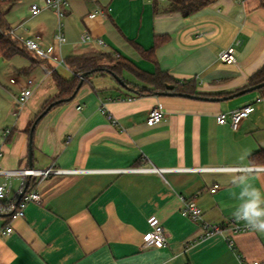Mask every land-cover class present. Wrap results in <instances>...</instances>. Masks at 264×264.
I'll list each match as a JSON object with an SVG mask.
<instances>
[{
	"label": "crops",
	"instance_id": "crops-1",
	"mask_svg": "<svg viewBox=\"0 0 264 264\" xmlns=\"http://www.w3.org/2000/svg\"><path fill=\"white\" fill-rule=\"evenodd\" d=\"M43 1L30 0L28 16L15 27L9 23L20 36L40 34L52 51L56 13L50 9L37 16L31 13V6ZM168 4V0H71L62 19L68 39L59 51L64 59L108 53L151 74L160 68L181 83L194 82L198 92L214 94L205 97L219 100L141 94L139 88L151 86L128 70L121 76L129 86L109 72L94 74L73 100L53 107L38 122L32 162L29 125L58 88L54 96L51 89L45 90L38 105L24 114L23 107L14 115L12 103L0 118L3 125L10 124L0 127L4 148L0 169L53 166L65 171L37 183L41 200L30 202L23 217L0 216V226L13 227L10 235L0 234V264H264V232L231 229L234 224L246 225L233 215L243 203L241 186L233 181L244 175L246 183L264 194V171L211 169L264 168L263 162L250 158L264 150V91L229 98L244 90L264 66V7L261 0H216L185 17L168 12ZM95 11L102 15L89 18ZM43 15L55 18L56 24L51 28L39 19ZM85 30L106 46L83 42ZM157 38L161 43L155 53L144 56L139 48L150 50ZM66 44L71 47L64 56ZM229 46L236 47L237 64L219 57ZM30 54L39 63L33 66L28 57L27 66L15 68V85L21 88L25 76L39 82L37 89L49 78L54 82L53 70L58 72L54 62ZM157 105L165 117L149 126V112ZM245 105H251L252 112L237 130L218 123L220 113ZM7 129L11 133L4 140ZM6 181L11 182L8 199L15 200L20 180L0 174V184ZM183 199L195 201L204 219L223 231L202 238L201 224L181 212ZM151 216L166 230L164 247L142 246Z\"/></svg>",
	"mask_w": 264,
	"mask_h": 264
},
{
	"label": "built area",
	"instance_id": "built-area-1",
	"mask_svg": "<svg viewBox=\"0 0 264 264\" xmlns=\"http://www.w3.org/2000/svg\"><path fill=\"white\" fill-rule=\"evenodd\" d=\"M71 0H44L43 3H35L31 6V13L33 16H37L45 9L53 10L57 17L58 23L56 32L54 34L52 51L47 50L44 45L43 37L40 34H29L28 36H20L15 30L10 29L7 33L17 39H19L25 45L26 49L30 53H34L42 59L52 60L56 66L68 67L64 57L62 56L60 47L67 41L66 35L63 31L62 19L66 15V11L70 6ZM101 11H95L89 14V18H95L100 16ZM83 42L96 41L100 45L106 46V43L101 38H94V36L87 30L81 35ZM220 59L229 65L237 64V51L235 46H229L223 49L219 54ZM11 83H17V79L12 78ZM39 82L33 78H27L23 82L20 94L15 99V111L14 115H18L20 110L25 106L26 102L36 91ZM252 112L251 105H245L239 109L232 110L229 112H222L217 116L219 124H229L234 130L240 127V124L244 119L248 118ZM109 119L113 124H117L116 118L110 113L108 114ZM165 117V113L160 105L154 106L148 115L147 124L149 126H155L160 124ZM11 133L10 129L4 132L3 138L7 140ZM4 156V148L0 145V157ZM210 169L204 168L203 170ZM216 170H241L236 167H219L211 168ZM150 170V169H146ZM151 170H158L157 168H151ZM65 170L58 169L56 167H50L47 169H11L2 170L0 174L6 175L7 178H19L20 186L17 197L15 200H9L8 195L11 189V182L6 181L0 184V214L13 215L14 217H23L25 215L26 206L30 202H39L41 197L36 189V185L40 180H43L53 174L64 172ZM35 179V180H33ZM28 184L26 192L22 195L24 189ZM217 188L214 187L212 192H216ZM184 205L182 208V214L191 219L194 222L201 224L204 234L202 238H208L214 234L221 233L223 228L219 225H214L207 222L204 219V212L195 201L183 199ZM150 224V231L144 236L142 246L144 248L152 247H164L168 244V236L164 226L158 221L155 216H151L148 219ZM234 232L248 231L251 228L246 225L234 224L231 228ZM13 232V227L10 225L0 226V234L10 235Z\"/></svg>",
	"mask_w": 264,
	"mask_h": 264
},
{
	"label": "trees",
	"instance_id": "trees-1",
	"mask_svg": "<svg viewBox=\"0 0 264 264\" xmlns=\"http://www.w3.org/2000/svg\"><path fill=\"white\" fill-rule=\"evenodd\" d=\"M168 1L169 4L166 9L168 12H181L185 17H189L191 15L198 13L204 7L210 5L216 0H168ZM17 2L18 0H0V59L3 60H11L15 56L25 54L24 52L30 54V52L27 51L23 42H21L19 39L7 33L11 29L10 23L8 21V14L10 13V11ZM261 5L264 7V0H261ZM160 43L161 40L157 38L153 48H151L148 51H145L142 48H139V50L144 56L151 58V56L155 53V50L160 45ZM147 53L149 55H147ZM100 57H107L111 63H115V64H113L112 66H108L106 68L108 70H104L103 68H100V65L98 63ZM65 62L68 68L73 72V76L71 78H66L63 75L59 74L56 70H53V79L58 88V94L55 96V98L52 101L46 102L47 104L44 105V108L38 114V116L52 102H56L57 100H66L68 98L73 97L75 93L77 95L79 91V84L81 81L80 76L83 73H88L84 82H86L92 75L102 74L104 73V71H108L114 76L121 77L122 80L124 81L121 74L124 70H128L141 77L144 81H146V83H148L151 86V88H147V87L141 89L139 88L138 93L141 94H156L157 92L160 91H167L166 86L168 84H171L174 85L173 91L175 92L191 94L194 96L214 95V94H205L198 92L194 82L187 81L181 83L177 79L172 77L168 72L160 68H158L155 73L152 74L147 73L136 68L128 60L121 57L115 58L112 54H108V53H98V54L88 53L82 55H72V56H68L65 59ZM262 82H264V66L249 78L248 85L245 88L254 86ZM124 83L125 85L129 86V83L125 81ZM260 91H264V88L261 89ZM76 95L74 96V98L76 97ZM38 116L35 118V120H33L30 123L29 125L30 131L34 122L37 120ZM250 158L253 162L264 163V150L253 153Z\"/></svg>",
	"mask_w": 264,
	"mask_h": 264
},
{
	"label": "rangeland",
	"instance_id": "rangeland-1",
	"mask_svg": "<svg viewBox=\"0 0 264 264\" xmlns=\"http://www.w3.org/2000/svg\"><path fill=\"white\" fill-rule=\"evenodd\" d=\"M29 6H30V0H19V2L17 3L16 11L8 17L9 22L13 23L12 25L13 27H15L24 17L28 16ZM39 19L45 21L51 28L56 24V19L48 15H43ZM18 34L20 35L19 32ZM70 47H71L70 44L65 45L63 49L64 56L67 55L68 51H70ZM24 53L25 54L18 55L11 60L0 59V118L2 117V114L4 112L6 113V111L9 109V106L15 102L16 97H18L20 94L21 88L18 85L11 83V79L15 78L14 76H17L16 73L14 72V69L27 66L29 63V58L32 60L31 64L33 66L39 63V61L36 60L34 57H32L31 54L27 52ZM98 63L100 65V68H103L104 70H108L106 69L108 66H112L113 64H115V63H111L107 57H100ZM57 68H58V72L61 73L63 76L67 78L72 77V73L68 69H66L65 66H57ZM104 73H108V71H104ZM27 78L29 77L28 76L23 77L21 82L25 81V79ZM109 80H114V79H112V77H109ZM50 89H51V92H49L50 94L55 93V91L57 93V87L53 82L52 78L47 79L38 89H36V91L31 96V98L26 102L23 108V114L25 113L26 110H30L33 107L37 106L38 102H40V100L44 96L45 90L50 91ZM55 94L52 95L54 96ZM54 98L55 97L50 98L48 102L52 101ZM9 121H13V120H9ZM2 123L3 120H0V127L2 126L6 128L7 125H10L9 123L4 125Z\"/></svg>",
	"mask_w": 264,
	"mask_h": 264
},
{
	"label": "clouds",
	"instance_id": "clouds-1",
	"mask_svg": "<svg viewBox=\"0 0 264 264\" xmlns=\"http://www.w3.org/2000/svg\"><path fill=\"white\" fill-rule=\"evenodd\" d=\"M244 157H241L243 161ZM241 171L252 173L264 171V168H252L242 165ZM241 186L239 198L243 201L241 206L233 214L237 220H243L247 227L264 232V194L259 189L246 183V177L241 175L239 181H233Z\"/></svg>",
	"mask_w": 264,
	"mask_h": 264
},
{
	"label": "water",
	"instance_id": "water-1",
	"mask_svg": "<svg viewBox=\"0 0 264 264\" xmlns=\"http://www.w3.org/2000/svg\"><path fill=\"white\" fill-rule=\"evenodd\" d=\"M88 75V73H83L80 77H81V81H80V84H79V89L82 87L83 83H84V80L86 78V76ZM116 79L121 83V84H124V81L122 80V78L120 77H117L116 76ZM167 91H160V92H157L156 94L159 95V96H185V97H189V98H197V99H208V100H219L217 98H208V97H205V96H194V95H191V94H184V93H180V92H175L173 91L174 89V85H171V84H168L167 86ZM264 88V82L262 83H259V84H256L254 86H251V87H248V88H245L244 90L236 93V94H233L231 96H229V98H235V97H238L240 95H243V94H246V93H249V92H253V91H256V90H261ZM76 95V93L74 94V96ZM73 97L71 98H68L66 100H57L56 102H52L37 118V120L34 122L32 128H31V131H30V147H29V159L30 161L32 162V159H33V133H34V130L38 124V122L53 108L55 107L56 105L64 102V101H71L73 100ZM229 98H224L225 100L226 99H229ZM28 188V184L26 186V188L24 189L22 195L26 192ZM6 214H0V216H5Z\"/></svg>",
	"mask_w": 264,
	"mask_h": 264
}]
</instances>
